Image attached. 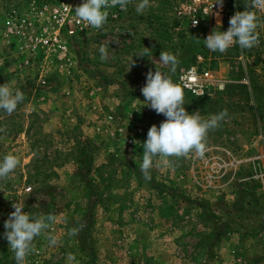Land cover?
Wrapping results in <instances>:
<instances>
[{"label": "rangeland", "instance_id": "rangeland-1", "mask_svg": "<svg viewBox=\"0 0 264 264\" xmlns=\"http://www.w3.org/2000/svg\"><path fill=\"white\" fill-rule=\"evenodd\" d=\"M189 1L151 0L138 15L132 0L126 11L108 9L96 30L75 15L82 0H0V84L25 94L11 115L0 110V160L20 161L0 181V264H15L4 221L22 200L23 211L56 217L26 264H264V4L246 9L258 17V45L220 53L203 39L217 21L226 31L251 0H224L211 17L197 15L195 28L177 14ZM60 4L68 10L58 30L64 48L45 49L40 39L58 27L50 12ZM144 47L147 56H133ZM162 51L180 61L174 83L199 54L197 65L211 73L202 96L184 91L189 113L228 114L209 130L203 157H157L145 181L142 143L166 118L143 107L141 88L149 70L169 71Z\"/></svg>", "mask_w": 264, "mask_h": 264}, {"label": "clouds", "instance_id": "clouds-1", "mask_svg": "<svg viewBox=\"0 0 264 264\" xmlns=\"http://www.w3.org/2000/svg\"><path fill=\"white\" fill-rule=\"evenodd\" d=\"M131 2L132 0H82L74 11L85 27L100 30L107 22L108 9L118 6L121 10L126 11ZM223 3L224 0H215L212 8L213 5L222 8ZM257 4H264V0H251L249 4L245 5L243 11L235 12L229 19V27L226 31L219 30L220 22L217 21V28L203 39L206 48L212 52L225 53L233 44H237L242 50L257 46L259 43L256 31L258 17L255 12L246 10ZM151 7V0H138L135 11L138 15H143ZM192 23L195 25L197 21L194 20ZM150 50L144 47L141 53L133 56H147ZM98 51L101 61H106L109 58L106 45L100 46ZM159 58L169 71L162 72L156 67L155 71L149 70L146 73V83L141 88L144 97L143 107H148L166 118L159 127L153 124L148 129L147 138L142 143L140 171L145 181L151 180L153 160L157 157L167 160L170 157L188 156L193 151L203 157L209 130L218 128L220 122L228 114L225 109L208 119H203L198 111L189 113L184 107V91L181 86L173 82L170 75V73H175L180 63L178 57L170 52L162 51ZM133 66H135V61L131 58L127 71H130ZM24 100V92L19 89L14 90L7 83L0 84V110L11 115ZM5 131V128L0 127V132ZM19 163L16 155H5L0 160V181H6L9 174L19 166ZM24 207V200L12 203L14 211L9 213L8 218L4 221L3 237L8 242L9 250L13 253L15 264H26V258L34 251L35 237L49 229L56 220L55 215L51 213L33 216L29 212L23 211ZM84 227L85 224L81 223L79 227L71 228L70 235H79ZM48 240L51 245L58 243L57 238L50 233ZM68 260L75 261V255L69 254Z\"/></svg>", "mask_w": 264, "mask_h": 264}, {"label": "built area", "instance_id": "built-area-1", "mask_svg": "<svg viewBox=\"0 0 264 264\" xmlns=\"http://www.w3.org/2000/svg\"><path fill=\"white\" fill-rule=\"evenodd\" d=\"M213 3H215V1L212 0H190L188 3L177 9V14L187 16L189 19V26L195 28L201 22L197 15H200L201 17H211L219 8L217 5H213L212 8ZM67 11V6L64 4L51 7V17L55 19L58 27L54 31H51L48 37L43 36V39H40L43 48H57L60 51L64 48V46L60 44L58 30L65 21ZM194 20L197 21L195 25L192 23ZM202 59L203 58L200 54L196 55V64H190L182 68L176 77V84L181 86L183 91L194 97L202 96L211 84L210 79L212 77L210 71L206 67L197 65L202 63ZM41 82L43 83V79ZM215 84L218 88L222 87V83Z\"/></svg>", "mask_w": 264, "mask_h": 264}]
</instances>
